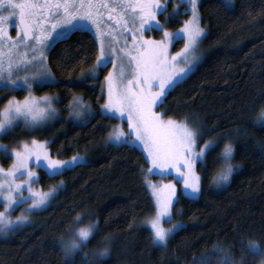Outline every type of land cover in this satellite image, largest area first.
<instances>
[{
    "label": "trees",
    "instance_id": "obj_1",
    "mask_svg": "<svg viewBox=\"0 0 264 264\" xmlns=\"http://www.w3.org/2000/svg\"><path fill=\"white\" fill-rule=\"evenodd\" d=\"M225 4L224 0H203L205 57L158 109L177 120L198 117L201 142L219 137L205 165L197 167L201 195L193 200L180 194L174 205L171 222L182 226L167 245L153 243L145 223L154 214V206L141 172L148 167L144 155L127 146L104 144L116 122L100 115L99 82L107 69L101 70L98 81L80 86V68L88 70L96 54L94 36L85 30L48 52L56 86L37 92L58 94L63 117L31 135L50 141V153L61 159L79 153L88 155L89 161L51 178L38 169L37 188L46 191L61 180L64 184L44 210L31 214L29 223L0 235V264H201L202 260L220 264L223 253L214 245L230 251L231 260L224 264L241 258L243 264H258L264 250V124L256 122L264 109V0ZM178 20L171 23L172 29L180 26ZM181 46L182 41L174 51ZM77 94H83L96 110L85 123L65 117ZM226 142L234 145L233 162L238 167L229 184L217 188L212 176L221 167L216 157ZM3 164L9 166L11 160L6 157ZM77 213L80 223L94 220L97 228L87 245L65 260L57 241L76 221ZM105 237L111 239V254L95 262L88 253ZM251 239L259 240L260 248L248 247Z\"/></svg>",
    "mask_w": 264,
    "mask_h": 264
},
{
    "label": "snow or ice",
    "instance_id": "obj_2",
    "mask_svg": "<svg viewBox=\"0 0 264 264\" xmlns=\"http://www.w3.org/2000/svg\"><path fill=\"white\" fill-rule=\"evenodd\" d=\"M203 0H0V85L5 91L23 90V99L9 96L0 106V136L8 134L17 123L35 131L57 115L54 97L45 93L34 94L36 87H55L56 78L46 61L48 52L73 34L90 29L94 33V61L88 70L80 68V86L99 80L101 69H107L99 82L100 115L104 119L126 123L125 132L119 125L109 133L107 141L117 147L127 146L144 155L147 169H141L146 188L151 192L154 214L145 223L151 228L152 242L166 245L169 236L180 229L178 223L163 226L162 220L173 219L174 205L179 201L177 185H182L186 198L198 199L202 178L197 170L203 167L205 157L214 151L219 137L204 139L198 117L177 120L157 109L179 84L197 69L201 57L199 45L206 36L202 26L200 7ZM232 0H226L230 7ZM183 6V14L179 8ZM164 16V21L160 19ZM180 27L171 31L169 17L177 19ZM14 25L15 36L10 29ZM158 31L159 39L147 32ZM182 41L177 51L170 49ZM87 63V61H85ZM111 65L109 68L108 66ZM69 115L77 120L91 112V105L82 97L73 96ZM48 140L35 135L19 140L9 148L0 141V155L7 156L11 164L0 165V235H7L29 221L30 214L46 208L59 187L46 191L35 187L37 168L50 178L85 162L79 153L68 159L50 154ZM234 145L226 142L216 157L221 164L212 176L217 188L228 185L234 167ZM151 175L165 177L156 183ZM171 176V179H167ZM27 193V195H25ZM20 205V214L14 219L11 212ZM77 213L75 220L80 221ZM80 236L87 237L88 229L80 228ZM214 250L231 260V253L220 245ZM201 264H207L202 260Z\"/></svg>",
    "mask_w": 264,
    "mask_h": 264
},
{
    "label": "rangeland",
    "instance_id": "obj_3",
    "mask_svg": "<svg viewBox=\"0 0 264 264\" xmlns=\"http://www.w3.org/2000/svg\"><path fill=\"white\" fill-rule=\"evenodd\" d=\"M225 1V3H226V0H224ZM173 2H175L176 4H180L181 3V0H169V4H168V11H169V13H171L172 12V4H173ZM232 2H233V0H232ZM231 5H232V3H231ZM179 11H180V13L181 14H183V11H184V8H183V6H181L180 8H179ZM187 17H185L184 15H181L180 17H178L177 19H179V20H182V19H186ZM160 19H161V21L163 22L164 21V16L163 15H160ZM176 19H172L171 17H169V20H168V27H169V29L171 30V31H175L176 29H178V28H176V29H172L171 27H170V25H171V23L173 22V21H175ZM203 26V25H202ZM204 27V26H203ZM206 29V28H205ZM86 31H89V32H91L92 34H93V36H94V33L90 30V29H87ZM206 34H207V30H206ZM146 35H152V36H154L155 38H157V39H159V37H160V33L158 32V31H151V32H147L146 33ZM206 37V36H205ZM205 37L202 39V42H201V44L199 45V51H198V55L201 57V60L198 62V65L203 61V59H204V57H205V47H204V40H205ZM177 44V43H176ZM176 44H174V46L176 45ZM174 46L170 49L171 51H174ZM182 47V46H181ZM179 49V48H178ZM177 49V50H178ZM176 50V51H177ZM46 63H47V65H48V67H49V64H48V60L46 61ZM109 68L111 67V65H109L108 66ZM49 69H50V67H49ZM51 70V69H50ZM102 70V69H101ZM101 70H100V73H101ZM100 73H99V77H100ZM56 78V77H55ZM56 82H57V79H56ZM39 88H42V87H36L35 85H34V94L36 95V96H42V95H44V94H40V93H38L37 92V90H39ZM21 91H23V90H20V89H17V90H14V91H5V90H3V86L1 85L0 86V106H2L5 102H4V99L7 97H9V96H12V95H14V96H16L18 99H23V96H19V93L21 92ZM48 95H50V96H52V97H54V100H53V104H54V107L57 109V115H56V117L54 118V119H52V120H50L45 126H43V127H46L50 122H52L53 120H55V119H59V118H61V117H63V115H62V109H61V107H60V105H59V101H60V97H59V95L58 94H49V93H47ZM25 95H26V93H25ZM75 96H79V97H82L83 98V100H84V102H85V104H88V105H91V112L90 113H84V115H83V118L82 119H80V120H77V119H75L74 117H72V116H70L69 115V108H68V113L66 114V118L67 119H70V120H72V121H74V122H76V123H85V122H87L89 119H91L94 115H95V113H96V110L93 108V106H92V104H91V102L89 101V100H87V99H85V96L83 95V94H77V95H75ZM6 98V99H7ZM74 102L72 101V103L71 104H73ZM158 110V109H157ZM163 114V113H162ZM114 120H116V119H114ZM117 125H119L120 127H122L123 129H124V131L125 132H127L128 131V129H127V125H126V123L125 122H123V121H120V120H116V122L114 123V125L112 126V128H111V130L115 127V126H117ZM36 131V130H35ZM35 131H32V130H30V129H28V128H26V127H24L23 126V124L22 123H17L16 125H14V128L8 133V134H6V135H3V136H0V141H2L4 144H6V145H8L9 146V148H11L12 146H14L16 143H17V141H19V140H24V139H27V138H29V136H31V133L33 134V132H35ZM5 138H8V140H5ZM107 138H108V136L106 137V139H105V141H104V144L105 145H113V144H111V143H108V142H106L107 141ZM218 142V141H217ZM198 143H203V142H201V141H198ZM217 144V143H216ZM233 144V143H232ZM50 152V151H49ZM51 154V153H50ZM82 156H84L85 157V162L84 163H86V162H88L89 161V156L88 155H86V154H81ZM7 156H5V155H0V165H2L3 167H5V168H7L8 166H5V164H3V161H4V159L6 158ZM68 159V158H67ZM233 164H234V162H233ZM38 169L39 168H37L36 169V172L38 171ZM71 169V168H70ZM235 167H234V171H233V173L235 172ZM151 176H156V177H158V179L157 180H153V179H151L153 182H156V183H163V182H165V177H162V176H159V175H151ZM172 177L171 176H167V179H171ZM231 179V178H230ZM226 186V185H225ZM225 186H222V188L223 187H225ZM35 187H36V185H35ZM177 193H178V195H180V194H182V185H177ZM25 195H27V193H25ZM52 199V198H51ZM51 201V200H50ZM50 201H49V203H48V205L50 204ZM47 205V206H48ZM46 206V207H47ZM22 207H26L25 205H20V206H18V207H16V209L14 210V211H12L11 212V216H12V218L14 219L17 215H19L20 214V211H21V208ZM34 213V212H33ZM30 216H31V214H30ZM29 220H30V217H29ZM27 223H29V221L28 222H26L24 225H26ZM162 223H163V226L164 227H166V228H169V227H171L172 226V224H175V223H178L180 226H182L181 224L182 223H180V222H171V221H167V220H162ZM147 225V227L151 230V228H150V226L148 225V224H146ZM177 230H175L173 233H171L170 234V236H169V238L176 232ZM11 232V231H10ZM9 232V233H10ZM8 233V234H9ZM168 243V242H167ZM156 244H158V245H161L159 242H157ZM167 245V244H166ZM161 246H165V245H161ZM227 264H229V263H227Z\"/></svg>",
    "mask_w": 264,
    "mask_h": 264
},
{
    "label": "clouds",
    "instance_id": "obj_4",
    "mask_svg": "<svg viewBox=\"0 0 264 264\" xmlns=\"http://www.w3.org/2000/svg\"><path fill=\"white\" fill-rule=\"evenodd\" d=\"M257 123L264 124V109H260L258 113ZM80 228L88 229V236H80ZM97 224L94 220H89L86 223L72 222L70 223L64 233L58 238L59 250L62 253L65 260H70L77 252L81 251L86 245L89 238L96 231ZM260 241L251 239L248 242V247L250 248H260ZM111 239L105 237L100 245L94 250L89 251L88 255L95 259V262H102L107 259L111 254ZM260 259L258 264H264V250L260 253ZM232 264H243V258L240 260H234Z\"/></svg>",
    "mask_w": 264,
    "mask_h": 264
},
{
    "label": "flooded vegetation",
    "instance_id": "obj_5",
    "mask_svg": "<svg viewBox=\"0 0 264 264\" xmlns=\"http://www.w3.org/2000/svg\"><path fill=\"white\" fill-rule=\"evenodd\" d=\"M10 31H11V35L15 36L14 25H13L12 29H10ZM0 86H1V85H0Z\"/></svg>",
    "mask_w": 264,
    "mask_h": 264
}]
</instances>
